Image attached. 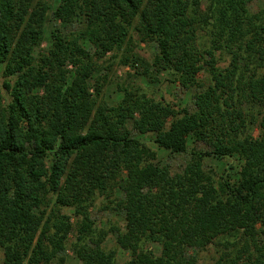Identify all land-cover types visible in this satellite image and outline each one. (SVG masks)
<instances>
[{"label": "trees", "instance_id": "1", "mask_svg": "<svg viewBox=\"0 0 264 264\" xmlns=\"http://www.w3.org/2000/svg\"><path fill=\"white\" fill-rule=\"evenodd\" d=\"M48 1L0 0L3 264H40L69 234L81 264H197L198 253L221 239L233 248L238 236L264 235V6L254 12L251 0H207L205 9L200 0H59L50 17ZM51 19L57 27L43 48ZM69 24L75 27L66 33ZM133 38L157 50L151 63L134 53L124 65L138 75L144 64L149 82L158 77L148 66L183 88H199L194 110L132 85L120 88L114 104L99 100L100 61ZM128 120L152 133L158 148L183 155L182 170L156 163L157 152L131 137ZM189 138L206 148H188ZM206 157H234L240 165L218 175L205 170ZM98 196L122 214V228L93 230ZM51 227L57 237L48 251ZM111 233L116 248L133 252L120 263L104 244ZM151 242L160 244L159 254L145 246ZM214 264L264 259L236 251Z\"/></svg>", "mask_w": 264, "mask_h": 264}, {"label": "rangeland", "instance_id": "2", "mask_svg": "<svg viewBox=\"0 0 264 264\" xmlns=\"http://www.w3.org/2000/svg\"><path fill=\"white\" fill-rule=\"evenodd\" d=\"M48 3L50 5L51 17V12L56 8L59 0H49ZM200 3L202 8L205 9L208 1L200 0ZM263 6L264 0H251L248 3L249 9L254 12ZM56 27L57 22L51 19L46 26L47 33L46 39L42 43L43 48H47L50 45V34ZM74 27V24H69L63 31L66 33L71 32L74 30ZM156 50L157 48L154 43H139L136 38H133L131 43L124 45L120 50L108 53V58L106 57L100 61V65L97 67L98 69L96 72H94V76L100 78V80L105 78V83L103 85L99 100L105 101L109 104H114L120 98V88L122 86L132 85L133 87L138 86L142 88V90L146 92L148 96L156 100L165 101L179 108L185 107L190 111L194 110L195 106L193 103V95L200 90L199 88H183L179 85V83L172 81L169 73L164 71L157 73L154 67L148 66L149 70L155 73V76L158 77V81L149 82L142 74V71H144V64L138 67V75L134 73L135 69H131L129 65L130 63L124 65V60L127 58L126 56L131 57L134 53L140 55L147 63H151ZM128 61L130 62L129 59ZM2 71L3 65L0 64V88L3 80ZM198 76L203 78L204 81L207 79L202 73H200ZM257 122L258 120L251 123V132L255 137H257L259 134ZM126 126L131 137L140 139L157 152V157L155 160L156 163L161 166L166 165L172 171L180 172L182 170L185 164V157L183 155L171 153L158 148L153 143V134L150 132L143 134L135 130L133 128L132 120H128ZM188 148L204 150L206 146L203 143H194L192 138H189ZM239 165L240 160L234 157H225L222 159L206 157L204 159L205 170L211 171L212 173L218 175L221 173L227 174L230 172L234 174L239 168ZM108 206H110V204L106 199L103 198V196H98L93 202L90 208V216L94 231L99 229L109 230V228L112 227H123L124 221L122 214L119 211L117 212L111 210L110 207L108 208ZM62 213L68 214L70 221L75 222L76 217L73 215L72 208L62 209ZM45 236V247L48 251H50L55 243V238L57 237L55 228L51 227ZM114 236L115 235L113 233L109 234L104 244L107 246V248H114L116 250L117 262L120 263L131 257L133 252L116 248L114 245ZM72 240L73 235L69 234L64 240L63 249L56 251L53 256H51L48 260H43L40 264H81L72 250ZM237 240L235 241L237 243L233 248L229 245L225 248L223 239L216 243H212L206 250L200 251L198 253L197 264H214L215 260L222 254H230L233 256L235 255L236 251L240 252L242 258H247L250 252L252 257H261L264 259V235H261L255 239L247 238L245 236H238ZM145 246L153 250V252L156 254L160 253L161 246L158 242H151ZM189 252L192 253L190 250ZM0 264H3L2 253H0Z\"/></svg>", "mask_w": 264, "mask_h": 264}]
</instances>
